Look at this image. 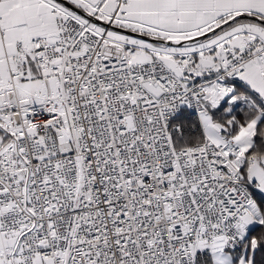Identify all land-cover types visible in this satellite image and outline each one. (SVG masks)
I'll return each instance as SVG.
<instances>
[{
	"label": "snow or ice",
	"instance_id": "snow-or-ice-1",
	"mask_svg": "<svg viewBox=\"0 0 264 264\" xmlns=\"http://www.w3.org/2000/svg\"><path fill=\"white\" fill-rule=\"evenodd\" d=\"M0 264H264V0H0Z\"/></svg>",
	"mask_w": 264,
	"mask_h": 264
}]
</instances>
